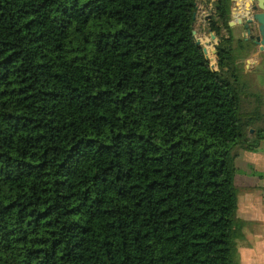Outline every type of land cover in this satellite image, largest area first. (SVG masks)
Returning <instances> with one entry per match:
<instances>
[{
	"label": "trees",
	"instance_id": "trees-1",
	"mask_svg": "<svg viewBox=\"0 0 264 264\" xmlns=\"http://www.w3.org/2000/svg\"><path fill=\"white\" fill-rule=\"evenodd\" d=\"M205 2L216 66L198 0H0V264H234L264 100Z\"/></svg>",
	"mask_w": 264,
	"mask_h": 264
},
{
	"label": "crops",
	"instance_id": "crops-1",
	"mask_svg": "<svg viewBox=\"0 0 264 264\" xmlns=\"http://www.w3.org/2000/svg\"><path fill=\"white\" fill-rule=\"evenodd\" d=\"M248 2L249 0L245 2L242 0L237 1L235 5L236 16L235 18L231 16V21L244 15L243 9ZM209 9H211L212 14V5ZM233 32L236 41L243 39L244 30L239 24L233 27ZM247 54L249 55L247 63L243 67L246 73V78L244 79V84L247 86L246 94L249 96L256 93L264 100V75L261 74V71L259 72L257 63L253 62L255 55H258L259 52L255 51L254 47L253 49H249ZM250 55L254 57L250 59ZM241 59L239 57V61ZM250 86L256 88L255 91L248 92ZM236 162L238 172L235 181H237L239 187L245 190L239 199V216L248 221H260L263 224L261 231L264 233V141L255 150H240Z\"/></svg>",
	"mask_w": 264,
	"mask_h": 264
},
{
	"label": "rangeland",
	"instance_id": "rangeland-1",
	"mask_svg": "<svg viewBox=\"0 0 264 264\" xmlns=\"http://www.w3.org/2000/svg\"><path fill=\"white\" fill-rule=\"evenodd\" d=\"M206 0H198V10L197 17L195 22V29L197 31V37L201 40L202 44L207 47L208 55L211 59L213 57V64L216 66V58L211 54V50L214 49V44L217 43L218 39L211 38V29L209 27V20L211 17V9L205 4ZM213 40V43H211ZM251 84V83H250ZM250 91H255L256 88L253 86L249 87ZM253 93V92H252ZM254 101L253 95H247V100L244 102L243 110L249 112L253 109L254 105L250 102ZM258 102H256L257 104ZM261 111H264V104L261 105ZM256 108V106H255ZM260 126L264 125V122L261 121ZM255 127L250 129L249 135L252 136L255 134ZM238 192L239 199L244 193L241 187L238 186L237 181L235 182ZM240 212L236 218V230L238 232V238L235 240V262L234 264H264V233H262L263 224L260 221H248L239 216Z\"/></svg>",
	"mask_w": 264,
	"mask_h": 264
},
{
	"label": "water",
	"instance_id": "water-1",
	"mask_svg": "<svg viewBox=\"0 0 264 264\" xmlns=\"http://www.w3.org/2000/svg\"><path fill=\"white\" fill-rule=\"evenodd\" d=\"M238 0H229L230 6V16H236L235 13V5ZM246 1V0H242ZM244 10V15L239 17L238 19H234L230 21V26L235 27L237 24L241 26L244 30L243 32V43L244 46L239 51V56L242 58L239 61V66L241 70L239 72V79L244 80L246 77V73L243 69L247 63V51L249 49H253L255 47V51L259 52L258 55H255L253 62L256 64L261 71L262 75H264V0H249L246 4ZM197 17V15H195ZM195 34H197L196 29H194ZM212 37L215 39V34L212 33ZM198 43L201 44V40L198 39ZM206 52H208L207 47H205ZM253 55H250V59L253 58ZM262 69V70H261Z\"/></svg>",
	"mask_w": 264,
	"mask_h": 264
},
{
	"label": "flooded vegetation",
	"instance_id": "flooded-vegetation-1",
	"mask_svg": "<svg viewBox=\"0 0 264 264\" xmlns=\"http://www.w3.org/2000/svg\"><path fill=\"white\" fill-rule=\"evenodd\" d=\"M211 18V17H210Z\"/></svg>",
	"mask_w": 264,
	"mask_h": 264
}]
</instances>
